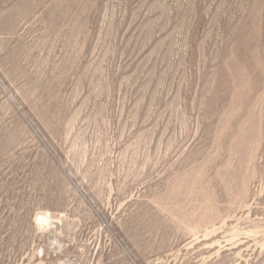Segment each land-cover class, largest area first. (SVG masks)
I'll return each instance as SVG.
<instances>
[{
    "label": "rangeland",
    "instance_id": "374dc122",
    "mask_svg": "<svg viewBox=\"0 0 264 264\" xmlns=\"http://www.w3.org/2000/svg\"><path fill=\"white\" fill-rule=\"evenodd\" d=\"M0 264H264V0H0Z\"/></svg>",
    "mask_w": 264,
    "mask_h": 264
},
{
    "label": "bare ground",
    "instance_id": "6f19581e",
    "mask_svg": "<svg viewBox=\"0 0 264 264\" xmlns=\"http://www.w3.org/2000/svg\"><path fill=\"white\" fill-rule=\"evenodd\" d=\"M39 220H40V221H47L48 218H47V216H40V217H39Z\"/></svg>",
    "mask_w": 264,
    "mask_h": 264
}]
</instances>
